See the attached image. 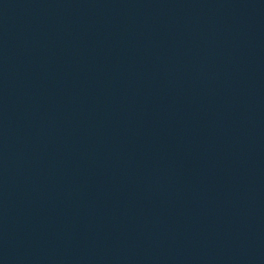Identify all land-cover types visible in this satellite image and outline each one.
<instances>
[{"label":"water","instance_id":"water-1","mask_svg":"<svg viewBox=\"0 0 264 264\" xmlns=\"http://www.w3.org/2000/svg\"><path fill=\"white\" fill-rule=\"evenodd\" d=\"M0 264H264V0H0Z\"/></svg>","mask_w":264,"mask_h":264}]
</instances>
